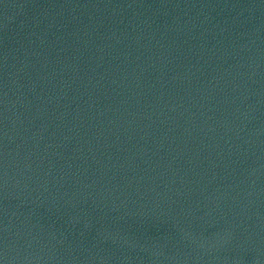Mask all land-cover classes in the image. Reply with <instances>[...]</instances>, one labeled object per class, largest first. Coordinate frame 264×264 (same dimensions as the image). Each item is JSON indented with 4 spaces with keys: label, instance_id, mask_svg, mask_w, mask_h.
I'll return each instance as SVG.
<instances>
[{
    "label": "water",
    "instance_id": "water-1",
    "mask_svg": "<svg viewBox=\"0 0 264 264\" xmlns=\"http://www.w3.org/2000/svg\"><path fill=\"white\" fill-rule=\"evenodd\" d=\"M0 264H264V0H0Z\"/></svg>",
    "mask_w": 264,
    "mask_h": 264
}]
</instances>
